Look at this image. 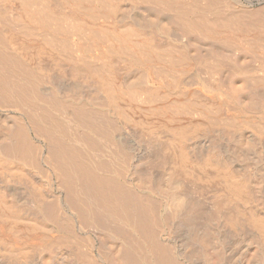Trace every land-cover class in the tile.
Here are the masks:
<instances>
[{"label":"bare ground","instance_id":"obj_1","mask_svg":"<svg viewBox=\"0 0 264 264\" xmlns=\"http://www.w3.org/2000/svg\"><path fill=\"white\" fill-rule=\"evenodd\" d=\"M60 1L63 18L73 22L77 30L84 25L79 19L83 9L93 16L95 11H102V16L120 25L119 29L113 24L99 26L96 34L89 33L84 41L74 42L67 31L72 25L63 18L57 21L63 14L57 17L50 4L0 0V264H264V123L249 127L238 121L246 114L264 118V14L223 16L222 7L213 0ZM146 1L162 5L163 14L150 11L152 8L134 9L135 4ZM91 3L99 11L93 4L90 10L86 7ZM14 21L21 27L13 25L17 24ZM138 33L144 34L142 39ZM135 35L140 38L138 42L133 41ZM163 45L174 46L173 52L164 50ZM116 54H129L139 64L138 69L120 77V86L111 79L115 70L110 58ZM48 55L64 59L69 67L84 68L83 72L89 74L84 76L93 78L97 87L67 81V74H63L66 70L62 71L63 64L58 61L60 67L56 68L65 78L60 81L62 87L55 89L48 83L53 71L52 67L48 71ZM162 58L167 59L164 62ZM251 59L257 60L254 66L249 63L252 74L246 72ZM188 61L199 63L200 74L195 68L198 72L194 77L192 74L193 79L181 75ZM248 76L253 77L252 82ZM178 88L185 97L201 98L204 106L214 110L213 115L205 114L207 121L221 115L220 120L225 117L230 125L208 122L203 127L176 126L169 137L159 138L157 148L153 145L160 152L161 169L156 180H152L150 169H138L143 173L141 178H137L139 173L132 174L136 169L131 170L136 178L132 177L128 174L131 160L127 159L132 149L114 141L123 130L108 109H116L115 104L127 93L132 99L144 90L151 104L149 100L155 102V98L167 97ZM8 109L12 115L5 112ZM167 110L170 112V104ZM29 131L47 149L43 161L40 159L44 171ZM146 143L152 146V140ZM188 154L195 156V171L211 178H207L211 181L208 185L196 184L194 175L188 174L191 171L185 170ZM135 163L131 165L137 166ZM50 175L67 217L59 211L61 199L45 190L46 181L42 179L50 180ZM32 180L45 183L44 190L41 188L45 196L37 189L43 183L33 188L29 186H35ZM202 192L211 195L204 199ZM23 206L39 217L22 218ZM48 224L62 225L66 236L52 237L48 242ZM73 227L98 241L96 261L89 252L92 238L84 235L83 241L79 237L82 242L75 241V247L82 245L76 248L72 246L74 241L68 243Z\"/></svg>","mask_w":264,"mask_h":264},{"label":"rangeland","instance_id":"obj_2","mask_svg":"<svg viewBox=\"0 0 264 264\" xmlns=\"http://www.w3.org/2000/svg\"><path fill=\"white\" fill-rule=\"evenodd\" d=\"M15 1H17V0H15ZM44 1H46L45 3H44ZM41 0V2H43V4L44 5H46V6H48V4H50V6H49V8L51 9V10H55L54 12H55V14L57 13V17H59V16H61V14H63V11H62V9L63 8H61L60 9V7H64V5L62 4V2L60 1V0ZM51 1V2H50ZM54 1V2H53ZM55 1H56V3H55ZM183 1H185V2H188V3H191V2H193L194 3V1H196V0H183ZM213 1H215V2H217L221 7H222V13H223V16H229V15H242L243 13H241V12H244V14L243 15H249L250 13L251 14H257V15H259L258 13H260V12H262L263 14H264V0H213ZM60 2V3H59ZM149 1H146V3L145 2H140V3H137V4H135V7L136 8H134L135 10H138V9H146V10H150L151 8V10L150 11H158L159 13L160 12H162V5H159L157 2L155 3L154 1H152L153 3L151 4V2H149ZM47 3V4H46ZM53 3H55V4H53ZM57 3H59V4H61V6L59 5V4H57ZM145 3V4H144ZM93 3H91V4H87L86 5V7L88 6V9L90 10V7H91V5H92ZM144 4V5H143ZM155 4V5H154ZM52 5H55L54 7H56V5H58L56 8H53V6ZM63 5V6H62ZM146 5V6H145ZM90 6V7H89ZM94 6H97V5H95V4H93V7ZM140 7V8H139ZM143 7V8H142ZM150 7V8H149ZM244 7V8H243ZM60 10H59V9ZM95 8V7H94ZM98 8V7H97ZM97 8H95L97 11H99ZM161 8V9H160ZM95 9H93V10H95ZM241 9V10H240ZM50 10V11H51ZM57 10H59V12L61 11V13H59L58 14V11ZM85 10V11H84ZM92 10V9H91ZM57 11V12H56ZM87 11L88 10H86V9H83V12L84 13H81V14H83V15H81V14H79V19H81V21L80 22H82V24H86L85 25V27L87 26H89L88 28L86 27V29L88 30L89 28V30H90V32H88L86 29H85V27H84V25H81L80 27L82 28V27H84V28H80L81 29V32H80V29H75L74 28V26H73V22L72 23H70V21L69 22H67V20L65 21V18H63V16H64V14L62 15V17H59L58 19H56L57 21L58 20H61L60 18H63L64 19V21L65 22H67L68 23V25H72V27L75 29L74 30V33L76 34V35H74L73 36V28H71L70 27V29H71V31H72V33H71V31L69 30V27H68V29H67V31L69 32H67L68 33V36L70 37L69 39H70V41H74V42H79V41H82V39H83V41H84V38H85V36H87V34L89 35V33L91 34H93V33H97V31H96V28H98L99 26H103L104 28L106 27V28H108V26L109 27H111L110 25L111 24H113L112 25V27L113 28H118V26L120 25L117 21V23L116 22H112L111 20L109 21L108 20V18L106 19L105 18V16L103 15L102 16V14H103V12L101 11V12H96L95 11V14L94 15H96V16H93V15H89L88 13H87ZM246 11V12H245ZM52 12V11H51ZM228 12V13H227ZM241 14H240V13ZM258 12V13H257ZM85 13H87V14H85ZM93 13H94V11H93ZM165 14L164 15H166V14H168L169 15V13L167 12H164ZM235 13V14H234ZM245 13H247V14H245ZM249 13V14H248ZM54 13L52 14V16H53V18H55L54 16H56ZM162 14H163V12H162ZM59 15V16H58ZM88 15V16H87ZM98 15H101V16H99L100 18H101V20H99L100 18L98 17ZM83 18H82V17ZM84 16L86 17L87 16V19H85L84 18ZM56 17V18H57ZM89 17V18H88ZM93 19V20H92ZM95 19H97V20H95ZM102 19H104L103 20V22H102ZM90 20H91V22H90ZM94 21H96V22H94ZM99 21V22H98ZM18 21H14L13 23H17ZM79 22V23H80ZM84 22V23H83ZM107 22V23H106ZM109 22H111L110 24H109ZM19 23V22H18ZM13 24V25H17V28H20L18 25H20V24ZM70 23V24H69ZM101 23H103L102 25H101ZM106 23V24H105ZM115 23L117 24V25H115ZM81 24V23H80ZM119 24V25H118ZM96 25V26H95ZM94 26V27H93ZM16 28V29H17ZM76 28H77V26H76ZM83 29H85V31L83 30ZM119 29V28H118ZM95 30V31H94ZM76 31V32H75ZM78 31V32H77ZM88 32V33H87ZM143 32H145L144 30H143ZM71 33V34H70ZM84 34V33H86V35H83L82 36V34ZM80 36H79V35ZM139 34H140V36H139ZM143 33H138V34H136V35H138L137 37H141V39L143 38L142 36L144 35H142ZM136 35H135V37H133V41H135V42H138V40L140 39V38H138L137 39V37H136ZM79 38H78V37ZM50 37V34L48 35V38ZM77 39H79V40H76V38ZM81 37V38H80ZM83 37V38H82ZM73 38V39H72ZM135 38V39H134ZM81 39V40H80ZM137 40V41H136ZM81 43V42H80ZM172 44V43H171ZM175 45V44H174ZM165 46V47H164ZM159 47V46H158ZM162 47V46H161ZM161 47H159V48H161ZM169 47V48H168ZM48 48H50L49 46H48ZM163 48H164V50H167V49H171L170 50V52H173V50H174V46H172L171 47V45H169V46H167V45H163ZM163 48H161V49H163ZM166 48V49H165ZM177 49H178V47H175V50L177 51ZM175 55H176V53H174ZM109 55V54H108ZM127 55V54H126ZM111 57V56H110ZM120 55H114V56H112L110 59L111 60H113V61H111L110 60V62H111V67L113 68V70H115V72H113V77H111V79L113 78V80H114V82H115V79H116V83H113V81H110V82H112L113 84H117L116 86H120V82L122 81L121 79H120V77L123 79L127 74H129V73H126V72H132V71H134L135 69H138L137 67H139V64L137 63V61L135 60V57H131V56H129V54H128V56H125V55H123V56H121L120 58ZM124 57V58H123ZM127 57H130L131 59H132V61H130V58H127ZM48 58H50L49 59V62H48V66L50 67V69L48 70V71H50V70H52L53 69V71H51L50 72V74H51V78L50 79H48L50 82H48L52 87H54L55 89H60L62 86V83L61 82H63L64 81V79L63 78H65V77H63L65 74H67V75H65V76H67L66 77V79H67V81H69V82H73V83H76V84H81L82 83V86L84 87V86H88V85H94V87H97V83H95V82H93V81H95V80H93V78H90V76L87 78L86 76H88L86 73V70H85V72H83V70H84V68H80V66H77V67H75V68H72V67H69L67 64H66V62L65 61H63L62 59H55V57L54 58H52V57H50L49 55H48ZM114 58V59H113ZM119 58V60H117ZM127 58V59H126ZM54 59V61H52ZM124 59V60H123ZM165 59H167V58H164V60H163V58H162V61H164L165 62ZM56 60V61H55ZM126 60V61H125ZM134 60L136 61V62H134ZM252 61H250L249 60V62H247L248 63V65H247V67L246 68H249V69H246V72L247 71H250V73L251 72H253L252 70H253V66L256 64V62H257V60H255V61H253L254 59H251ZM58 61H60V64H63V66L62 65H60L59 64V62ZM161 61V63H164V62H162ZM54 62V64H52ZM56 62H57V65L56 66H54V68L55 69H57L56 67L58 66V68L60 67L61 69H62V71L64 70H66V72H62L60 69H57V70H54V68H53V65H55L56 64ZM62 62V63H61ZM117 62V63H116ZM121 62V63H120ZM124 62H126L125 64H124ZM128 62V63H127ZM133 62V63H132ZM189 62V61H188ZM255 62V63H254ZM136 63V65H134ZM251 63H253L252 65L253 66H251L250 64ZM52 66H51V65ZM66 64V65H65ZM115 64V65H114ZM122 64L124 65V66H122ZM127 64V65H126ZM138 64V65H137ZM199 64V63H198ZM198 64H195L194 65V63H192L191 61L189 62V64H187L186 66L187 67H184V69H186L187 70V72H186V70H185V72H183L181 75H184V76H186V77H184V78H187V79H193V77H194V75H196V73L199 71V69L198 68H200V67H198L197 68V65ZM60 65V66H59ZM116 65H117V68H114V67H116ZM69 67V69L71 68L73 71H71V70H69L68 68H62V67ZM120 66V67H119ZM51 67H52V69H51ZM122 67H124V70H122L123 68ZM126 67V68H125ZM129 67V68H128ZM119 68V69H118ZM121 68V69H120ZM127 68H128V70H127ZM188 68V69H187ZM198 70H196V69ZM250 68H251V70H250ZM67 69L69 70V71H67ZM79 73V74H77V72ZM81 70H82V72L84 73H82L81 72ZM121 70H122V72H121ZM127 70V71H126ZM190 70V71H189ZM47 71V72H48ZM58 71H60L59 73H61L62 74V77H60V75H58L59 73H57ZM120 71V72H119ZM54 72V73H53ZM56 72V73H55ZM69 74H68V73ZM72 72H74V74L72 73ZM82 73V75H81V73ZM124 72V73H123ZM193 72H195V73H193ZM75 73H76V75H75ZM186 73V74H185ZM48 74H49V72H48ZM50 74L49 75H47V77L48 76H50ZM57 74V75H56ZM121 74V75H120ZM192 74H193V77H192ZM199 74H200V71H199ZM252 74V73H251ZM70 75V76H69ZM72 75H74V76H72ZM84 75H86V76H84ZM114 75H116V78L114 77ZM118 75H119V77H118ZM53 76H55V77H53ZM56 76H59V77H57L56 78ZM85 77V79H84V77ZM73 79H72V78ZM77 77V78H76ZM249 77L250 76H248V79H249ZM49 78V77H48ZM81 78H83V79H81ZM252 78L253 77H250V79L248 80L249 82L251 81H253L252 80ZM58 79V80H57ZM60 79H63V80H60ZM65 79V80H66ZM89 79H92V80H90V81H88ZM110 79V80H111ZM54 80V81H53ZM56 80V81H55ZM75 82H74V81ZM78 80V81H77ZM82 80V81H81ZM86 80V81H85ZM61 81V82H60ZM81 81V82H80ZM83 81H84V85H83ZM57 82H59L58 83V85H57ZM80 82V83H79ZM89 82V84H86V83H88ZM52 83H54V84H52ZM48 84V86H50ZM95 84H96V86H95ZM50 86V87H51ZM81 86V87H82ZM180 90V88H178L177 90H173V91H175V92H171V93H169V95L167 96V97H162V99H160L161 98V96L159 97V98H155L154 100H157V101H153L152 102V100H149V102L151 103V104H149L148 102H147V99L145 98V96H147V93L146 92H144L143 93V91L141 90L140 92H138V93H136V94H138V95H140V97H133L132 96V99L134 98V101L130 98L129 99V96L130 95H128V93L127 94H124L125 92L123 91L122 92V94H124V95H122L121 96V101L120 100H118V102H117V104H115L116 105V109H115V107L113 106V107H110L109 109H108V113L110 114V116L111 115H113L112 117H114L116 120H118V121H116V123H117V125H119V127H120V129H122L123 131H121V130H119V132L117 133V135H116V137H115V139H114V141L116 142V144L117 143H119L120 144V146L121 145H125L124 147H122V148H131L132 150L130 151V157L129 158H127V159H129V160H131V162H129V165H130V167H129V165H128V168L130 169V170H128L127 172H128V174H131L130 172H131V170L133 171V170H135L134 172H132V174H135V175H137V173H139L138 175H140V177L139 176H137V178H141V176H142V174L143 173H141L142 171H145V170H149L150 169V171H149V173H152V174H150L151 175V177H152V175H154L153 177H152V180L155 178V176H156V178H157V176H158V172L160 171V169H161V164H160V160H159V157H160V152H158L157 153V151H159V150H157L156 148L158 147V140H160L162 137H164V136H166V137H169V134L171 135V132L174 130V128L176 129L177 127L178 128H190L191 126H195V125H197V126H206V125H208L210 122L212 123V125H218V126H223L225 123H228V120H226L225 119V117H223L222 118V120H223V122L220 120V117L219 116H221V115H219L217 118H215L214 120H215V123H214V120H212V121H207V119H206V115L205 114H207V115H210V114H214V110L212 109V108H208L207 106H204V104H202L203 102H201L200 100H203V99H201L200 98V100H196V99H191L190 100V98H187V97H185L184 96V94H182L181 93V90ZM143 93V94H142ZM177 93H179V94H177ZM141 94H142V97L144 96V98H141ZM146 94V95H145ZM180 94H182V96L180 95ZM125 95H127L126 97H124ZM172 95V96H171ZM175 95H177V96H175ZM170 96V97H169ZM179 96V97H178ZM122 97H124V99L125 100H123L122 99ZM131 97V96H130ZM164 98V99H163ZM139 99H141V100H139ZM146 100V103H148V104H146L145 103V100ZM159 99V100H158ZM133 101V103H132V101ZM137 100H139L138 101V103H137ZM187 100V101H186ZM189 100V101H188ZM120 101V102H119ZM140 101H142L141 103H140ZM193 101V102H192ZM199 101V102H198ZM122 102V103H121ZM144 102V103H143ZM178 102L180 103V105L178 104ZM194 102H195V104H194ZM173 105H172V104ZM178 105H177V104ZM182 103H184V104H182ZM188 103V104H187ZM121 104V105H120ZM146 104V105H145ZM169 104H170V112H173V113H170V112H168V110L167 109H169ZM187 104V105H186ZM195 105V106H193V105ZM197 104V105H196ZM168 107H167V106ZM179 106L178 108H176L175 106ZM181 105H183V106H181ZM184 105H186L187 106V108L184 106ZM200 105H202V106H200ZM162 106H165L164 108L162 107ZM172 106V107H171ZM189 106V107H188ZM119 107V108H118ZM158 107V108H157ZM162 109H161V108ZM182 107H183V109H182ZM192 107V108H191ZM194 107V108H193ZM205 107V108H204ZM112 108V109H111ZM152 108V109H151ZM173 110H172V109ZM206 108H208V109H206ZM154 109V110H153ZM182 110V112H181V110ZM195 109V110H194ZM204 109V110H203ZM109 110H110V112L112 113V111H113V113L111 114L110 112H109ZM161 110H162V113H164L163 111L165 110L166 112H165V114H162L161 113ZM211 110V111H210ZM154 111V112H153ZM156 111V112H155ZM158 111L160 112V113H158ZM180 111V112H179ZM198 111V112H197ZM210 111V112H209ZM5 112H9V114L10 115H12L13 113H12V110L10 109H8V110H5ZM195 112V113H194ZM205 112V113H204ZM213 112V113H212ZM158 113V114H157ZM167 113H168V115H167ZM200 113V114H199ZM204 113V114H203ZM175 114H177V115H175ZM187 114H189L188 116H186ZM194 114V115H193ZM203 114V115H202ZM222 114V113H221ZM160 115H161V117H160ZM198 115H199V117H198ZM255 115H256V117H255ZM169 116V117H168ZM180 116V117H179ZM192 116V117H191ZM195 116V117H194ZM203 116V117H202ZM243 116V117H242ZM170 117H171V119H170ZM261 117V118H260ZM113 118V119H114ZM119 118H120V121H119ZM178 118V119H177ZM202 118V119H201ZM204 118V119H203ZM219 118V119H218ZM260 118V119H259ZM185 119V120H184ZM206 119V120H205ZM166 120V121H165ZM182 120V121H181ZM220 120V121H219ZM262 120V121H261ZM169 121H171V123H169ZM176 121V122H175ZM203 121V122H202ZM205 121V122H204ZM207 121V122H206ZM217 121H218V123H217ZM238 121H240V122H243V123H241V124H245L246 126H256L257 124H259L258 126H261V124L263 125V123H264V118H263V116H261V115H258V114H246L245 116L244 115H241L239 118H238ZM252 121V122H251ZM255 121V123H253ZM199 124H198V123ZM209 122V123H208ZM251 122V123H250ZM121 123V124H120ZM128 123V124H127ZM195 123H197V124H195ZM210 123V124H211ZM220 123V124H219ZM223 123V124H222ZM132 124V125H131ZM251 124V125H250ZM121 125V126H120ZM162 125V126H161ZM189 125H190V127H189ZM226 125H230V123H228V124H225L224 126H226ZM231 125H233V124H231ZM235 125V124H234ZM177 126V127H176ZM179 126H181V127H179ZM139 127V128H138ZM162 127V128H161ZM172 127V128H171ZM257 127V126H256ZM130 128V129H129ZM131 128H133V129H131ZM135 128V129H134ZM138 128V129H137ZM141 128V129H140ZM164 128V129H163ZM168 128V129H167ZM127 130V131H126ZM132 130V131H131ZM135 130V131H134ZM171 130V131H170ZM122 133H121V132ZM125 131V132H124ZM139 131V132H138ZM144 131H146V132H144ZM170 131V132H169ZM162 132H163V134H162ZM168 132V133H167ZM30 133V134H29ZM29 133H28V135H30V136H28L29 137V139L31 140L32 139V137H33V139L31 140L32 142H34V143H36L37 144V147H38V153H37V157H38V164H40L39 165V167L44 171V169H46L45 167H44V165H42L43 163H42V161H43V157L44 156H46L47 155V149H46V147H45V144H43L44 142H42V141H40L37 137V139L35 138V136L36 135H33L34 134V132H30L29 131ZM122 134V136H120V134ZM139 135H138V134ZM151 133V134H150ZM136 134V135H135ZM147 134H149V135H147ZM130 135V136H129ZM143 136V137H142ZM144 136H146V137H144ZM151 138H150V137ZM117 137H120V138H122V139H120V138H117ZM128 137V138H127ZM137 137V138H136ZM149 139H148V138ZM131 140H130V139ZM141 139V141H140V139ZM145 138H147V139H145ZM154 138L156 139V140H154ZM160 138V139H159ZM36 139V140H35ZM118 139V140H117ZM152 140V146L154 145L156 148L154 149V146H153V148H152V146L149 148L148 146H147V141H151ZM124 140V141H123ZM134 140V141H133ZM154 140V141H153ZM36 141V142H35ZM37 141H39V142H37ZM123 141V142H122ZM137 141V142H136ZM139 142V143H138ZM142 142V143H141ZM138 143V144H137ZM118 144V145H119ZM141 144V145H140ZM143 144V145H142ZM145 144V145H144ZM133 145V146H132ZM136 146V147H135ZM40 147V148H39ZM143 147V148H142ZM148 148V149H147ZM41 149V150H40ZM144 149H146V150H144ZM154 149V150H153ZM153 150V151H152ZM156 150V151H155ZM154 151H155V153H154ZM152 154V155H151ZM159 155V156H158ZM191 155H194V154H188V159H187V164L185 165V170L187 171V172H189V171H191V173L189 172L188 174L191 176V175H194L193 177H195L194 178V182L196 183V184H199V182H200V184L199 185H201V186H204V185H208L211 181H209V180H211V178H209L208 177V175L206 176L205 175V178H203L204 177V175H202L201 173H198L197 172V170L195 171V165L194 164H196V163H194V162H196L195 161V156H194V158H193V156H192V158H191ZM136 156V157H135ZM147 157V158H145V157ZM199 156V155H198ZM131 157H134V158H131ZM138 157V158H137ZM149 157V158H148ZM140 158V159H139ZM143 158V159H142ZM153 158V159H152ZM42 161H41V160ZM193 159V160H192ZM128 160V161H129ZM140 160V161H139ZM141 160H142V162H141ZM144 160V161H143ZM156 160V161H155ZM139 163H138V162ZM149 162V165H148V162ZM153 161V162H152ZM136 162V163H135ZM143 162H145L146 163V165H148V166H150L151 165V167H146V165H145V163H143ZM190 162V163H189ZM135 163V165H137V166H135L134 167V165H131V164H134ZM141 163H142V165H141ZM153 163V164H152ZM192 163H194L193 165H192ZM140 166H139V165ZM155 164V165H154ZM157 164V165H156ZM189 164H190V166H189ZM143 166H145V168H148V169H145V168H143ZM159 166V167H158ZM188 166V167H187ZM131 167L132 168H134V169H131ZM187 167V168H186ZM190 168V169H189ZM138 169H141L140 171L138 170ZM189 169V170H188ZM192 169H194V170H192ZM152 170V171H151ZM46 171V170H45ZM139 171V172H138ZM49 174H51L50 172H49V170H48V175ZM131 174V175H132ZM157 174V175H156ZM196 174V175H195ZM52 175V174H51ZM49 176L48 178L50 179V180H47V179H42L45 183H46V185H45V183H43V181L41 180V181H39V182H41V183H38V182H36V180H32V183H34V185L36 184H38L37 186H39L40 184H42V185H40V187L39 188H37L36 187V185L35 186H33V184H29V186H31V187H33V188H37L38 189V191H39V189H40V191H41V188H43V190H44V188H45V186H46V189L45 190H48V191H52V192H50L55 198L56 197H58V200H60L61 199V197L59 196L60 194L58 193V191H57V188L56 189H54L53 187H55V184L53 183V181L55 182V179H54V177L53 176ZM135 175H132V177L134 176L135 177ZM52 178V179H51ZM136 178V177H135ZM197 178V179H196ZM201 178H203V180L201 179ZM209 180H208V179ZM196 179V180H195ZM199 179V180H198ZM156 179H154V181H155ZM198 180V181H197ZM201 180V181H200ZM205 180H206V182H205ZM47 181H50V182H47ZM204 181V182H203ZM31 183V182H30ZM204 183V184H203ZM208 183V184H207ZM43 185H45V186H43ZM52 185V186H51ZM41 186H43V187H41ZM43 190L41 191V192H39V194H43V196H45V194L43 193ZM59 194V195H58ZM57 195V196H56ZM211 194L210 193H205V192H202V196H203V198L204 199H206V197L207 198H209L208 196H210ZM42 196V195H41ZM42 196V199L44 198ZM206 196V197H205ZM49 198V197H48ZM48 198H44L43 200H48V201H50V198L48 199ZM57 200V199H56ZM57 200V201H58ZM59 202V201H58ZM60 203V204H59ZM58 203V208H59V211L61 212V215L62 216H65V217H67V216H69V214H68V211H66L67 209H66V206L63 204V202H62V199L60 200V202ZM24 207V206H23ZM24 209H25V211H27L28 210V206H27V208H25L24 207ZM24 209H21V211L22 212H20L21 213V215H22V218H24V219H26V218H29V216H30V218L31 219H35V218H37V216L39 217V215H38V213H36L37 214V216L36 215H34V214H31V213H34V212H36V211H34L33 209L30 211V209H29V211L31 212H29V211H27V212H25V211H23ZM34 211V212H33ZM25 212V213H24ZM23 213L25 214V215H23ZM29 213V214H28ZM67 213V214H66ZM33 215H34V217H33ZM24 216V217H23ZM32 216V217H31ZM26 217V218H25ZM29 218V219H30ZM21 222H18V226H22L21 224H20ZM60 224V223H59ZM58 224V225H59ZM49 225V224H48ZM58 225H49L47 228H48V230H50L49 232H47V236H48V242L51 240V238L52 237H60V236H63V235H65L66 236V231L64 232V230H63V228L61 227L62 225H60V226H58ZM58 226V227H57ZM61 227V228H60ZM50 228V229H49ZM59 228V229H58ZM76 228L77 227H73V229H75L74 231H72V228H71V230L69 231V234H68V237L70 236V238L71 239H69V238H67L68 240V243L71 245L72 243H73V241H74V244H72V246L74 247V248H76V247H78V246H81L80 244H77L76 245V247H75V244L77 243H75V241H78L79 240V242L81 241L82 242V240H81V238L83 239V241L84 240H86V238L87 237H89V235L88 236H86L83 232H80V231H77L76 230ZM60 230V231H59ZM71 231H72V233H71ZM74 232V233H73ZM82 233V234H81ZM79 235V236H78ZM82 235V236H81ZM84 235H85V237L86 238H83L84 237ZM49 236H51L50 238H49ZM72 236V237H71ZM76 236H78V237H76ZM73 237H74V240H73ZM76 237V238H75ZM79 237H81V238H79ZM47 238V237H46ZM89 238H92V237H89ZM76 239V240H75ZM91 240H94V238H92ZM95 242H97V244L95 243ZM90 244H91V246H90V250L91 251H89L90 253H92V254H90L91 256H92V259H94L95 258V261H96V257H97V255H98V252H99V243H98V241L95 239L94 241H93V243H92V241L90 242ZM93 245V246H92ZM97 250V251H96ZM95 256V257H94Z\"/></svg>","mask_w":264,"mask_h":264}]
</instances>
